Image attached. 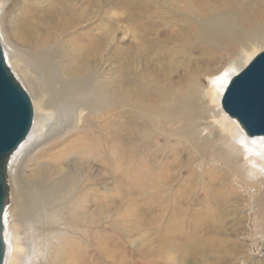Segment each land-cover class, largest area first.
Instances as JSON below:
<instances>
[{
	"label": "bare ground",
	"instance_id": "6f19581e",
	"mask_svg": "<svg viewBox=\"0 0 264 264\" xmlns=\"http://www.w3.org/2000/svg\"><path fill=\"white\" fill-rule=\"evenodd\" d=\"M12 1L21 2L20 41L32 55L27 58V68L17 66L29 91L46 98L51 125L42 141L56 137L49 148L60 149L49 151L35 170L34 207L27 206L25 193L18 195L11 182L18 164L31 150L25 149L27 138L9 160L4 264H18L15 261L22 259L19 246L7 231V218L14 210L32 215L47 227L48 238L37 243L35 252L44 259L52 253L49 264H130L125 260L128 247L113 242L122 235V226L131 233L138 229L142 202L169 210H178L181 204L197 205L202 212L197 225L221 223L219 215L212 212L225 207L221 193L237 183L224 180L219 184L223 175L207 176L203 167L187 168L181 179V169L189 166L194 154L206 163L209 158L225 162L236 174V181H245L253 187L254 199L264 201V137H246L220 107L223 91L241 68L239 61L250 60L264 42V0H227V7L221 10L211 8L207 0H188L191 25L187 32L194 37V48L229 57L241 48L240 57L215 71L208 81L190 74L189 80H179L176 85L155 80L157 88L145 90L141 80L111 84L108 79H94V68L97 79L106 73L103 38L89 34L68 37L89 19V0L83 6L77 0ZM6 2L0 0V13ZM0 42L6 60L13 57L19 64L16 48L5 46L2 39ZM32 74L42 77L43 84ZM234 138H239L242 146L231 143ZM133 177L135 185L130 182ZM195 196L199 199H193ZM226 197L234 196L229 192ZM123 205V211H117ZM111 213L115 218L107 228L90 231ZM151 243L132 246L131 253L148 247L144 254L175 256L162 248L164 244L151 247ZM192 246L195 250L204 245L196 238ZM185 249L188 252L190 247Z\"/></svg>",
	"mask_w": 264,
	"mask_h": 264
},
{
	"label": "rangeland",
	"instance_id": "374dc122",
	"mask_svg": "<svg viewBox=\"0 0 264 264\" xmlns=\"http://www.w3.org/2000/svg\"><path fill=\"white\" fill-rule=\"evenodd\" d=\"M77 1L79 4L82 2V6L86 5L85 0ZM89 1L90 7L87 10L89 19H86L85 25L82 24L74 29L68 37L77 39L82 34H89L96 39L103 38L106 73L97 79L99 74L95 73L96 68H94L92 75L94 79L96 78L95 80L108 79L111 84L124 79L141 80L139 82H143L142 90L157 88L155 80L158 79L165 80L164 83L171 81L173 85H176L179 80H189L188 76L192 74V77L197 75L208 81L215 71L224 69L234 59L240 57L241 48L236 50L233 57L224 53H204V51L194 48V37L187 32L191 25V10L188 0ZM207 1L210 2V7L215 10H221L228 5L227 0ZM6 3L0 13L2 37L0 40L2 39L5 46L10 44L15 47L19 54H16L15 57L20 60L19 64L13 57H8V60L5 58V60L30 98L33 108L32 126L25 146V149L29 147L31 150L27 154L25 153L26 155L24 154V159L18 164L11 182L18 195L25 193L24 198L27 201V206L34 207L33 201L36 199L33 190L36 180L35 173L40 162L46 159L47 153L60 148L55 146L49 148L55 143L56 137L42 141L51 125L50 114L46 111V98H37L29 91L17 66L27 68V58L32 56L20 41V29L23 22L21 2L14 3L12 0H7ZM241 7L242 5H238V8ZM263 49L264 42L252 54V58ZM250 60L241 59L239 71ZM31 76L37 81L40 80L38 81L40 85L43 84L42 77L33 74ZM128 107L122 106L125 110L132 109ZM239 140V138H234L230 139V142L236 146H242ZM221 147L224 148V146ZM194 155L190 157L189 166L181 169L180 178L186 175V169L189 167H203L204 172H208L207 176L223 175V179L218 181L219 184L224 180L225 183H237L232 190L228 189L221 193L224 194L223 202H226L224 210L212 212L213 215H219L221 223L209 224V221H205L197 225V219L202 215L197 205L182 206L183 204H181L178 210H169L166 207V209H161L155 204L153 206V204L142 202L138 212L141 220L138 229L131 233L130 228L122 226V235L118 240L115 239L113 244L130 249L126 250L127 257L125 258L130 264H264V201H256L252 196L253 187L248 186L245 181H236V174L225 162H217L209 158L206 163L202 156ZM131 179L130 182L134 184L135 178ZM229 192H232L234 197L224 198ZM196 198L199 199L198 196L193 197V199ZM123 208L124 205L117 208V211H123ZM28 215L19 214L14 210L7 218V231H9L14 245L19 246L18 253L22 256V259L16 260L15 263L49 264L48 262L53 260L52 253L48 254L47 259H44L40 256L41 254L35 252L37 243L40 245L41 241L44 242V239L48 238V229L37 223L32 215ZM114 218L115 215L111 213L102 224L90 231L96 232L107 228L108 223ZM196 238L203 242L204 246L194 250L192 245ZM148 240H152L151 247L159 246L160 243L164 244L165 246L162 248L165 250L168 248L169 252H175V256L168 254L167 257L166 252L144 254L148 247H144L145 249L143 248L141 253H131L132 246H138V244L145 246V242ZM186 246L190 247L188 252L185 249ZM29 250L31 251L29 252ZM105 263L103 262V264Z\"/></svg>",
	"mask_w": 264,
	"mask_h": 264
},
{
	"label": "water",
	"instance_id": "95a60500",
	"mask_svg": "<svg viewBox=\"0 0 264 264\" xmlns=\"http://www.w3.org/2000/svg\"><path fill=\"white\" fill-rule=\"evenodd\" d=\"M220 104L222 111L237 122L246 137H264V49L231 78ZM32 121L31 100L8 67L0 43V264H4L6 255L7 167L10 158L27 138Z\"/></svg>",
	"mask_w": 264,
	"mask_h": 264
}]
</instances>
